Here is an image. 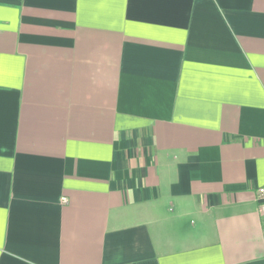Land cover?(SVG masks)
<instances>
[{"label":"crops","instance_id":"crops-1","mask_svg":"<svg viewBox=\"0 0 264 264\" xmlns=\"http://www.w3.org/2000/svg\"><path fill=\"white\" fill-rule=\"evenodd\" d=\"M260 186L264 0H0V264H264Z\"/></svg>","mask_w":264,"mask_h":264},{"label":"built area","instance_id":"built-area-1","mask_svg":"<svg viewBox=\"0 0 264 264\" xmlns=\"http://www.w3.org/2000/svg\"><path fill=\"white\" fill-rule=\"evenodd\" d=\"M62 204L67 203L66 198L61 199ZM256 202L258 206V213L260 215L263 231H264V186H260L256 189Z\"/></svg>","mask_w":264,"mask_h":264}]
</instances>
